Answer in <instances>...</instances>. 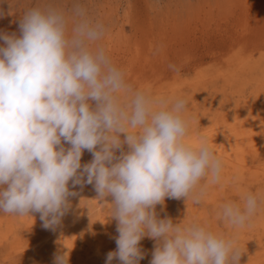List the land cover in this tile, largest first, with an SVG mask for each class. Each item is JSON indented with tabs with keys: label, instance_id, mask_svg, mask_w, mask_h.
Here are the masks:
<instances>
[{
	"label": "clouds",
	"instance_id": "9594fccd",
	"mask_svg": "<svg viewBox=\"0 0 264 264\" xmlns=\"http://www.w3.org/2000/svg\"><path fill=\"white\" fill-rule=\"evenodd\" d=\"M107 31L80 0L67 9L40 0L23 11L19 35L0 32V212L39 213L55 230L77 195L69 182L87 183L99 200L111 197L117 221L106 264H140L145 236L156 241L150 264H241L238 234L264 211V193L246 190L218 204L227 233L195 219L158 218L166 197L203 203L222 183L224 163L207 137L188 142L186 98L128 81L102 43ZM85 150L92 160L82 165ZM53 264H68V254H54Z\"/></svg>",
	"mask_w": 264,
	"mask_h": 264
},
{
	"label": "rangeland",
	"instance_id": "374dc122",
	"mask_svg": "<svg viewBox=\"0 0 264 264\" xmlns=\"http://www.w3.org/2000/svg\"><path fill=\"white\" fill-rule=\"evenodd\" d=\"M12 3L0 0V10L5 13L0 17V32L19 35L23 11L40 0ZM56 3L67 9L72 0ZM80 3L107 26L102 43L130 83L155 95L187 99L189 137L192 131L199 134L216 111L234 115L238 108L245 114L264 105V0ZM235 62L242 68L233 67ZM169 65L178 70L173 71ZM87 153L83 152L82 165L92 160L91 153ZM248 163L254 176H259L257 180L248 174V180L240 185L227 182L218 188L211 186L200 205L185 198L166 197L156 206L158 218H171L174 223L195 219L215 232L227 233V227L215 217L218 204L238 200L246 190L264 193V150L260 149L256 158L250 157ZM69 190L77 195L69 197L70 207L55 230L42 226L39 213L17 218L0 212V264H53L56 253H67L68 264H106L107 254L116 250L118 237L117 221L109 216L111 197L99 200L94 186L87 183L73 187L70 181ZM257 219L258 215L250 227L239 231L240 247L245 251L241 264H264V232L257 235L256 229L261 227ZM155 244L147 236L140 241L144 253L140 264H150ZM112 264L120 262L114 259Z\"/></svg>",
	"mask_w": 264,
	"mask_h": 264
},
{
	"label": "bare ground",
	"instance_id": "6f19581e",
	"mask_svg": "<svg viewBox=\"0 0 264 264\" xmlns=\"http://www.w3.org/2000/svg\"><path fill=\"white\" fill-rule=\"evenodd\" d=\"M233 67L241 69L242 65L239 62H235L233 63ZM240 111L237 108L234 115H230L229 113L222 114L221 110L216 111L215 116L207 123L208 125L210 124L209 126L207 124H203L204 127L201 125L203 130L199 134L192 131L191 136L187 138L188 142L195 145L198 144L201 136L207 137L209 145L224 163L223 180L220 185H224L227 182L233 184V177L239 178L238 185H240L243 180L247 179L245 175L254 176L255 172L252 171L248 159L250 157L256 158L259 150H264V105L255 112L252 111L244 114L243 112L240 113ZM254 177L252 179L257 180L259 176L255 175ZM216 188H218V185ZM229 189L232 190V188ZM258 221H261V227L256 229V233L259 236L260 232H264V211L258 214L256 222ZM260 224L257 226H260ZM253 232L255 231L253 230Z\"/></svg>",
	"mask_w": 264,
	"mask_h": 264
}]
</instances>
